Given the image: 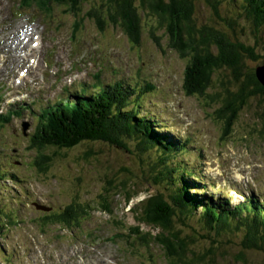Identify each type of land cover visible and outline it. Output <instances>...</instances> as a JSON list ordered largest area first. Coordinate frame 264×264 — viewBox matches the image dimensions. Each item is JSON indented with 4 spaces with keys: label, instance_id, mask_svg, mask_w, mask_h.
Here are the masks:
<instances>
[{
    "label": "rangeland",
    "instance_id": "1",
    "mask_svg": "<svg viewBox=\"0 0 264 264\" xmlns=\"http://www.w3.org/2000/svg\"><path fill=\"white\" fill-rule=\"evenodd\" d=\"M20 1L0 0V101L3 92L11 88L14 90L10 93L29 90L32 95L27 102L17 105L0 103V169L17 177L16 181L0 180V214L8 213L13 219L8 223L5 218L0 224V264H175L156 239L146 235L148 243L145 244L137 240L134 233L129 234L130 226H137L141 235L149 232L152 237L160 233L157 227L139 223L131 212L132 204L146 196L142 188L130 201H126L122 193L117 194L119 190H112L110 213L94 202L111 175L116 173L123 177L132 173L139 181H147L151 192L166 193V182L153 183L150 170L139 160L137 151L133 150L135 156H132L107 143H82L58 156L44 175L33 168L30 158L35 155L25 149L23 124H28V132L32 131L36 124L35 114L48 104L69 97L71 90L90 94L92 85L82 82L89 84L98 75L104 84L119 80L132 85L138 82V86H142L146 79L153 85L152 90L137 99L140 110L155 115L153 117L181 139L190 137L189 153L179 162L182 168L202 175L201 181L207 185L203 190L205 194L219 191L224 197H230V204L243 202L251 193L264 199V120L260 116L259 101L250 102L251 106L241 111L231 131L223 134L224 119L215 112L221 103L213 102L209 88L203 95H185L183 73L189 57L180 56L171 48L166 36L162 37L160 47L153 43L149 34L150 18H142V45L134 47L119 25L108 21L106 30L99 31L93 20H81L90 8L86 5H82L80 14L75 16L54 5L50 10L33 6L18 12ZM222 10L229 16L234 14L226 3ZM196 14L205 21L210 10L198 6ZM75 22L80 23V28L72 37ZM153 31L161 38L162 30L154 28ZM248 33L251 32L246 33V38L242 35L247 42ZM33 42L39 45L30 52ZM102 57L112 60L116 71L123 73L112 76L115 73L112 64ZM98 64L101 68H97ZM23 68L29 73L20 75ZM260 72L264 80V70ZM63 77L65 80L75 77L71 90L63 89V85H68ZM15 109H19L21 115L15 113L8 120L3 119L8 110ZM90 148L97 154L90 155ZM84 151L90 156L88 160ZM96 158H99V166L94 168ZM131 184L126 180L128 188ZM74 199L88 201L92 207L78 227L42 225L47 213L55 212ZM39 205H47L49 210ZM3 216L0 215V221ZM198 225L195 220L182 227L196 237L193 249L205 253L209 244L203 243L196 233ZM225 232L231 233L228 237L236 242L227 245L223 236L217 238L218 253H222L217 257L220 262L264 264V244L261 250H243L237 243L242 232ZM115 233L117 235L111 238ZM241 250L244 260L237 256Z\"/></svg>",
    "mask_w": 264,
    "mask_h": 264
},
{
    "label": "trees",
    "instance_id": "2",
    "mask_svg": "<svg viewBox=\"0 0 264 264\" xmlns=\"http://www.w3.org/2000/svg\"><path fill=\"white\" fill-rule=\"evenodd\" d=\"M21 2L28 8L34 5L41 10H50L54 5L69 10L75 16L80 14L82 5H86L90 8L84 12L81 20H93L99 31L106 30L108 21L119 25L134 47L142 45V18H150L149 34L152 42L160 47L162 37L166 36L171 48L180 56L189 57L183 73L182 88L185 95H203L209 88L213 102L221 103L215 108V112L224 119L223 134L231 131L238 115L248 109L253 100L261 103L260 116L264 120V80L258 73V68L264 67V0ZM97 3L98 6H95ZM224 3L234 10L232 16L222 10ZM198 6L210 10L207 20L203 21L197 16ZM152 26L157 31H163L161 38L151 29ZM79 28L80 23L75 22L71 30L72 37L76 36ZM244 28L251 32L248 33L249 42L242 38V35L246 38ZM125 88L128 90L116 83L88 95L75 92L67 100L59 99L40 109L35 114L36 124L33 130L28 132L29 128L26 131L21 129L25 135L22 137L25 149L35 155L30 161L36 172L45 175L58 156H63V152L86 142L114 145L132 156V151H137L139 160H143L149 168L153 183L166 182V193L151 192L147 181L144 184L137 179V175L133 177L130 173L123 177L116 173L111 175L109 183L105 184L94 201L101 210L110 213L112 209L109 197H112V190H119L117 194L122 193L124 199L130 201L136 196L138 189L142 188L146 196L132 204L131 212L139 223L157 227L160 233L152 237L149 232L141 235L137 226H130L129 234L134 233L136 239L145 244L148 243L144 237L146 235L152 240L156 239L175 264H223L217 259L222 255L218 253L217 238L223 236L227 245L236 242L228 237L231 233L225 230L242 232V238L237 243L243 250L263 249L262 196L251 193L243 202L230 204V197H224L219 191L209 192V196L205 194L203 190L207 189V185L201 181L202 175L190 168H182L179 162L180 158L189 153L187 149L190 137L181 139L153 117L155 115L140 110L137 99L143 93L138 95L136 92L152 90L153 85L150 82H144L142 86L129 83ZM14 112L8 110L3 119L8 120L9 116L18 113ZM89 150L90 155L97 154H93V148ZM84 153L88 160L90 156L87 151ZM133 159L136 161L135 157ZM98 160L96 158L95 165H92L94 168L99 166ZM6 178L17 180L14 173L0 169V180L4 181ZM126 180L132 183L129 188ZM212 186L209 185L210 188ZM45 208L43 210H49V206L45 205ZM91 208L90 202L74 199L55 212L47 213L42 225L78 227L90 214ZM0 215H5L1 217L0 224L5 218L8 223L13 222L10 214ZM195 220L199 222L196 233L204 240L203 243L209 244L205 247V253L193 249L196 237L185 232L182 227ZM237 256L244 260V251H238ZM9 258L10 256L6 259Z\"/></svg>",
    "mask_w": 264,
    "mask_h": 264
},
{
    "label": "bare ground",
    "instance_id": "3",
    "mask_svg": "<svg viewBox=\"0 0 264 264\" xmlns=\"http://www.w3.org/2000/svg\"><path fill=\"white\" fill-rule=\"evenodd\" d=\"M33 44H34V43H32L31 47L33 46ZM37 45H39L38 42H37ZM37 45H36V47H32V48L30 49V52L33 51V49H36V48L38 47ZM33 62H35V59L32 60V63H33ZM45 70H46V69H45ZM21 71H23V72H21ZM21 71H20V73H19L20 75H21V73H22V75H24L25 72L29 73L28 70H27V68H23ZM20 75H19V76H20ZM27 75H28V74H27ZM39 207H40L41 209H46L45 206H39Z\"/></svg>",
    "mask_w": 264,
    "mask_h": 264
},
{
    "label": "water",
    "instance_id": "4",
    "mask_svg": "<svg viewBox=\"0 0 264 264\" xmlns=\"http://www.w3.org/2000/svg\"><path fill=\"white\" fill-rule=\"evenodd\" d=\"M260 69H263L264 70V67L262 66V67H259L258 68V73H260L261 74V72H260ZM26 128V126L25 127H23V129H25Z\"/></svg>",
    "mask_w": 264,
    "mask_h": 264
}]
</instances>
